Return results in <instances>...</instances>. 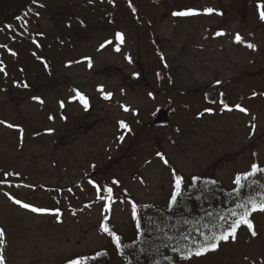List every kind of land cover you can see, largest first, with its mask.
Returning a JSON list of instances; mask_svg holds the SVG:
<instances>
[{
	"label": "rangeland",
	"instance_id": "obj_1",
	"mask_svg": "<svg viewBox=\"0 0 264 264\" xmlns=\"http://www.w3.org/2000/svg\"><path fill=\"white\" fill-rule=\"evenodd\" d=\"M185 1L198 14L173 15L164 0H71L80 17H67L72 29L64 22L56 27L47 16L39 20L41 27L21 29L26 38L39 30L53 37L75 34L53 47L54 77H47L41 55L25 50L30 89L24 90L26 79L17 68L12 95L0 90V121L5 122L0 123V177L15 171L30 184L0 189V227L6 230L0 250L6 264H66L76 254L95 251L106 242L97 224L108 216L118 229H129L131 211L121 194L110 208L92 183L78 182L94 164L113 159L129 193L157 202L171 190V164L186 175L206 172L230 188L235 176L248 170L252 145L264 160V22L251 7L232 4L241 0ZM52 4L60 12L59 0ZM207 8L215 11L209 14ZM117 33L124 34L123 42ZM237 33L245 43L235 41ZM43 35L37 36L42 43L48 40ZM19 41L23 48L29 43ZM1 55L15 69L16 55L5 49ZM77 92L87 98V108ZM206 92L235 99L227 108L212 105ZM160 106L173 109L170 123L150 127ZM121 121L131 131L121 128ZM155 143L162 152L156 153ZM41 185L71 186L55 198ZM12 197L58 208L60 215L33 213ZM260 220L257 236L240 231L217 260L203 263L264 264V216Z\"/></svg>",
	"mask_w": 264,
	"mask_h": 264
},
{
	"label": "trees",
	"instance_id": "obj_2",
	"mask_svg": "<svg viewBox=\"0 0 264 264\" xmlns=\"http://www.w3.org/2000/svg\"><path fill=\"white\" fill-rule=\"evenodd\" d=\"M164 1L173 13L190 9V6L187 5L188 3L185 0ZM59 2L60 12L52 4V0H15L0 11V45L6 46L0 47V56H2V49L7 50L10 54L12 52L16 53V58L13 56L15 69L0 57V61L3 62L0 64V68L4 69V71H0L1 91L10 94V96L12 95L11 89H14L12 85H18L16 82L17 68L22 73L23 78L26 79L28 75L26 68H29L30 64H28L29 61H25L23 57H20L25 53V50H29L35 58L41 55L47 77H50V79L54 77V58L51 55L56 51V47L55 49L53 47L56 43L59 46L69 40L75 32H70V34L65 31L62 35H55L54 37L45 35L46 33L43 35L42 30L36 33L30 32V37L25 38L29 43L24 48L21 47L19 38H23L22 28L27 33V27L29 25L35 24L41 27L39 20L46 16L51 18L56 27H59L64 22L67 28L72 29L73 25L68 22L67 17L74 20H80V17H77L76 13H74L76 10L70 5L71 0H59ZM261 3H264V0H247L245 2L241 0L239 3H236V1L232 2L233 5L241 6V8L251 7L254 12L256 11L258 13L259 18V5ZM116 10L117 7L113 4V11ZM88 11L93 12L94 9ZM261 21L264 22V20ZM42 35L43 39H48L47 42L45 41L46 43H42L41 40L39 41L37 39V36ZM48 43L51 46L47 48ZM1 82L4 83L2 84ZM28 83L29 80L26 79L23 85H28ZM27 89H30L29 85L28 87H24V90ZM261 94L264 95V90L261 91ZM233 99L235 98L231 97L229 100L232 101ZM156 146H158L157 151H163L160 150V144H156ZM113 162L114 160L112 159L110 161H104L102 165L94 164L92 167L93 170L85 173L78 182L92 183L98 193L106 196L109 207L114 204L116 194H121L122 198L129 201L126 208L131 212L132 202L135 201L138 205L142 228L138 229L136 227V220L130 215L129 229L124 232L118 229L113 219L108 216L98 222L97 226L102 231L101 225L106 223L109 228L116 231L118 235H121L122 248H118L114 238L102 231L106 237V242L103 246L95 251L76 254L67 259L66 264H69L70 260H80L81 258H84L82 264H192L193 262L204 264V260L206 261L210 258H212L211 260H217L218 252L222 251L223 246L227 243H221L219 249L216 251H210L199 257L193 256L190 260H182L180 254L174 253L172 248L191 246L193 241L202 239L201 233L211 235L220 231L222 225L225 223L219 219L220 216H227L231 210L238 211L236 208L237 204L245 202L249 196H255L256 192H264V173H260L245 181L246 185L252 186L251 188L246 186L241 192H235L234 189L237 187L235 184L233 187L228 188L220 180L206 172L186 175L174 164H171L172 169L175 168L178 173L184 176L185 191L183 196L179 198V203L175 206L170 205L173 184L171 186V192L167 195L166 199L157 202H142L132 197L131 193L124 187L119 173L115 172L113 168ZM253 163L264 167V160L259 156L256 145H252L250 149V166ZM250 166L247 171H250ZM120 170L124 171L122 169ZM7 173H13V175L5 176L3 173L0 181H6V183H0V189L13 187L18 189V187H28L30 185L19 173L18 175L15 171ZM192 177H200V180L193 182ZM115 181H118V183H114ZM212 181H216V183L213 184ZM97 185L100 186L99 189ZM70 186L41 185L42 188L50 190L52 196H55V198L60 197ZM108 187L113 189L111 196L107 192ZM263 216L264 212L255 211L252 213L251 218L253 219L256 231H258V225L262 224L260 218ZM245 230H247L246 227L242 226L238 234L240 231L244 232ZM141 232L143 235L140 234ZM184 237H190V239L186 241Z\"/></svg>",
	"mask_w": 264,
	"mask_h": 264
},
{
	"label": "snow or ice",
	"instance_id": "obj_3",
	"mask_svg": "<svg viewBox=\"0 0 264 264\" xmlns=\"http://www.w3.org/2000/svg\"><path fill=\"white\" fill-rule=\"evenodd\" d=\"M260 8V19L264 20V3H261L259 5ZM205 11L209 14L213 13L215 10L213 8H207ZM198 14L196 10L189 9L182 12H175L173 15L176 16H189V15H196ZM222 14V13H221ZM223 32H217V36L224 35ZM121 42H123L124 34L123 33H117L116 34ZM235 41L237 43H245L244 38L237 33L235 35ZM0 47H6L4 45H0ZM103 47V45L101 46ZM247 47L249 49H255L256 45L254 43H247ZM117 51H120L119 47L116 48ZM12 55H16L15 52H12ZM129 60L131 58L129 57ZM3 62L0 61V64ZM91 66V65H89ZM0 71H4L3 68H0ZM136 76H139V73L135 74ZM221 83V81H217V84ZM24 87H28L27 84L23 85ZM100 91L103 92V87L100 88ZM77 95L80 97L81 102L84 104V106L87 108L89 106L87 98L82 94L77 92ZM151 95V93H150ZM112 96V93H106L105 99H110ZM33 99L39 100L40 103H43V100H41L39 97H33ZM60 106L64 107V102H60ZM228 106L225 105V108ZM237 109H239L241 112H247V109L241 107V105L237 104L235 106ZM127 110V109H125ZM229 111L231 109H228ZM205 111H212V109H206ZM203 115V113L201 114ZM0 123H5L4 121H0ZM8 127H17L13 124H8ZM120 127L123 129H127L128 131H131L128 124L121 121ZM22 131V129H21ZM51 131V130H50ZM124 136L121 135L119 139L121 141L124 140ZM159 156H161V159L165 165L169 164V161L167 158L164 157L163 153H158ZM172 177H173V191L170 195V205L175 206L179 203V198H181L184 194V176L177 172L175 168L171 169ZM260 173H264V167H261L257 163H253L250 166V171H245L242 173H238L234 178V184L237 186L234 191L235 192H241L242 189H244L246 186L251 188V185H246L245 181L249 180L251 177H255ZM5 176L13 175V173H4ZM18 175V173H17ZM200 177H192V181H199ZM0 183H6V181H0ZM114 183H118V181H115ZM213 184L216 183V181H212ZM255 183V181H254ZM99 185H97V188L99 189ZM107 192L109 193V196H111L113 189L111 187L107 188ZM15 204L20 205L26 210H29L33 213H40V214H52L57 217L60 215V210L58 208L56 209H49L44 207H37L31 203L23 202L20 199H15L12 197ZM103 199V198H102ZM237 210H231L227 216H220L219 219L221 221H224L225 223L222 225L221 230L213 233L211 235L207 233H201L202 239L193 241L191 246H185L184 248H178L173 247L172 251L174 253L180 254V258L182 260H190L193 256L199 257L202 255L207 254L210 251H216L219 249L221 243H228V242H234L237 240V234L239 229L244 226L247 230H249L250 235L252 237H255L258 235L255 225L253 223L252 213L255 211L264 212V192H256L255 196H249L248 199L243 202L236 205ZM132 217L136 220V227L138 229L142 228L141 224V217L138 210V205L135 201L132 202ZM231 217V219H229ZM101 229L104 233H107L108 236L114 238V241L118 248H122V236L118 235L116 231L109 228V226L105 223L101 225ZM143 235V233H140ZM6 236V230L3 227H0V238H4ZM190 237H184V240H189ZM4 241L0 240V244H2ZM84 258H81L80 260H70L69 264H82V260ZM167 259V258H166ZM0 264H6V258L2 250H0Z\"/></svg>",
	"mask_w": 264,
	"mask_h": 264
},
{
	"label": "water",
	"instance_id": "obj_4",
	"mask_svg": "<svg viewBox=\"0 0 264 264\" xmlns=\"http://www.w3.org/2000/svg\"><path fill=\"white\" fill-rule=\"evenodd\" d=\"M12 0H0V11ZM158 78L162 79L164 77L162 72H157ZM205 99L208 103L214 104L217 102L218 97L213 95L210 92L205 93ZM220 104L224 105L227 103L228 98L224 93H221L219 96ZM171 110L163 107H159L156 109L155 116L153 121L150 123L151 126H162L168 125L170 121Z\"/></svg>",
	"mask_w": 264,
	"mask_h": 264
},
{
	"label": "bare ground",
	"instance_id": "obj_5",
	"mask_svg": "<svg viewBox=\"0 0 264 264\" xmlns=\"http://www.w3.org/2000/svg\"><path fill=\"white\" fill-rule=\"evenodd\" d=\"M14 1H15V0H12V1H11L10 3H8L7 5L13 3ZM7 5H6V6H7ZM6 6H5V7H6ZM5 7H4V8H5ZM78 41H79V39H76V42H78ZM70 44H72V42H70ZM20 57L22 58L23 55L20 56ZM27 95H28V94H27ZM29 95H30V94H29ZM227 98H228V97H227ZM160 107H162V106H160ZM221 107H225V106L223 105V106H221ZM158 108H159V107H158ZM167 109H168V108H167ZM169 110H171V111L173 112V109H172V108L169 109ZM155 112H156V111H155ZM172 112H171V114H172ZM154 116H155V113H154ZM154 116H153V118H154ZM152 121H153V120H152ZM152 121H150V123H151ZM150 123H149V126H150V127H154V128H155V127H164V126H168V125H169V124H168V125H162V126H151ZM169 123H170V121H169ZM157 152H158V151H156V153H157ZM164 157L167 158L166 156H164ZM167 159H168V158H167ZM172 184H173V179H172L171 186H172ZM170 192H171V190H170ZM170 192H169V193H170ZM131 195H132V194H131ZM132 197H135V196L132 195ZM135 198H136V197H135ZM123 202H124V205H125V206H126L127 204H129V201H128L127 199H124ZM112 206H113V205H112ZM112 206H111V207H112ZM111 207H110V208H111Z\"/></svg>",
	"mask_w": 264,
	"mask_h": 264
}]
</instances>
